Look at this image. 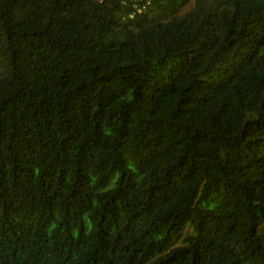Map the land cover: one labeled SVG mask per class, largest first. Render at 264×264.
<instances>
[{"label":"trees","instance_id":"obj_1","mask_svg":"<svg viewBox=\"0 0 264 264\" xmlns=\"http://www.w3.org/2000/svg\"><path fill=\"white\" fill-rule=\"evenodd\" d=\"M0 264H264V0H0Z\"/></svg>","mask_w":264,"mask_h":264}]
</instances>
